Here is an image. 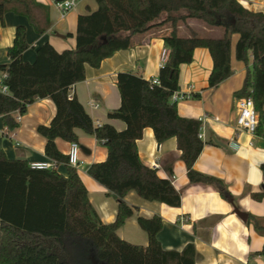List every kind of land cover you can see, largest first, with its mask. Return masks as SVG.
I'll return each mask as SVG.
<instances>
[{
	"label": "trees",
	"instance_id": "16d2710c",
	"mask_svg": "<svg viewBox=\"0 0 264 264\" xmlns=\"http://www.w3.org/2000/svg\"><path fill=\"white\" fill-rule=\"evenodd\" d=\"M95 1V10L78 15L73 50L57 55L45 42L36 47L34 61H26L23 53L30 44L26 26L20 24L7 49L9 62L0 65L7 74L3 83L8 91L0 90V116L7 132L19 126V116L38 98H52L57 110L49 124L37 128L46 137L45 154L54 166L34 168L27 160L8 158L0 149V264H92L91 254L106 264H196L193 243L181 251L162 247L159 215L138 216L140 228L148 235L147 245L130 242L117 233L136 210L125 200L130 190L146 200L172 207L181 204V193L172 179L160 177L155 167L141 159L137 141L146 127L153 129L159 142L175 136L190 181L213 185L223 198H233L222 180L194 169L205 143L199 137L203 121L181 116L172 95L179 90L180 65L192 62L198 47L208 48L212 56L209 87L230 77L234 73L232 37L238 34L235 56L245 64L246 75L235 95L255 100V135L264 138V12L245 8L238 0ZM34 2L0 0V19L14 10L28 16L36 30L43 32L32 13ZM194 19L211 32L190 26ZM180 25L185 26V34H179ZM157 31H163L169 50L158 82L130 71L119 72L121 104L108 116L123 120L126 128L96 124L72 86L85 79L86 65L97 68L115 52L133 47L137 35ZM77 128L93 134L107 148V157L91 163L87 171L116 196L113 222L101 220L77 168L57 147V138L78 142ZM60 163L66 166V174L58 170ZM261 168L264 171V162ZM263 196L264 191L252 193L256 200ZM247 223L264 236V217L250 214ZM259 254L264 256V245Z\"/></svg>",
	"mask_w": 264,
	"mask_h": 264
},
{
	"label": "crops",
	"instance_id": "0c3cea01",
	"mask_svg": "<svg viewBox=\"0 0 264 264\" xmlns=\"http://www.w3.org/2000/svg\"><path fill=\"white\" fill-rule=\"evenodd\" d=\"M238 1L245 8L264 12V0ZM96 8L95 0H79L62 14L55 0H35L31 9L37 25L44 28L43 32L36 30L28 16L9 10L3 20L0 19V65L9 62L7 49L13 43L18 25L26 26V39L30 44L23 53V59L32 62L36 57V47L45 42L57 55L73 50L76 47L78 15ZM189 25L210 31L195 19ZM162 32L137 35L133 47L115 52L97 68L86 65L85 79L76 82L72 91L96 124L109 123L118 130L126 128L123 120L108 116L109 111L121 104L117 75L130 71L146 79L157 78L161 52L167 47ZM185 33V26L180 25L179 34ZM237 39L238 34H234L231 50L234 73L215 87L208 86L213 67L210 50L205 47L194 50L192 62L179 67V91L193 96L177 103L181 116L203 121L201 131L205 143L194 162V169L222 180L233 198H223L213 185L191 182L175 136L159 142L153 129L146 127L142 138L137 141L139 155L144 163L157 169L160 177L172 179L181 193V204L172 207L157 200H146L135 190L128 191L125 200L136 210L118 228L121 238L147 245L148 235L140 228L138 216L159 215L163 226L158 239L166 250L181 251L188 243H193L196 264H264V256L259 254L264 236L236 213L239 209L248 215L264 217V196L261 200L252 197L253 192L264 191V171L261 168L264 138L236 129L239 98L235 92L243 86L246 75L245 64L235 56L233 42L236 44ZM2 73L0 70V76ZM56 111L52 98H38L28 106L26 113L19 116V126L11 132H7L0 116V149L8 158L24 157L30 164L52 162L45 154L46 137L37 128L40 124H49ZM76 133L81 148L78 174L101 220L113 222L118 207L116 196L87 171L91 163L107 157V148L93 134L81 128H77ZM214 137L220 143L215 142ZM56 144L62 153L68 154L70 141L57 138ZM58 170L64 174L67 172L63 163L58 165Z\"/></svg>",
	"mask_w": 264,
	"mask_h": 264
},
{
	"label": "built area",
	"instance_id": "2783aa9c",
	"mask_svg": "<svg viewBox=\"0 0 264 264\" xmlns=\"http://www.w3.org/2000/svg\"><path fill=\"white\" fill-rule=\"evenodd\" d=\"M78 1L79 0H62L55 2L58 8L60 9V11L62 12V14H64L70 9H72ZM168 54H169L168 48L164 47L161 52V59H160L161 65H163L166 62L168 58ZM6 75H7L6 72H3L2 76H0V90L2 92L8 91V87L3 83V79L7 77ZM154 82H158L157 78H154ZM191 96H193L191 93L185 94L177 90L172 95V100L173 101L176 100V102L178 103L179 101L187 99ZM254 101L255 100H253L252 98H239L237 100L238 115L236 119V129L239 131H245L255 135V131L258 125V112L256 111ZM199 137L203 139L204 134L200 132ZM79 151H80L79 143L76 141L70 142V148L67 154L68 163L76 168L81 165V161L79 158ZM31 166L34 168H50L54 166V161L34 162L31 164Z\"/></svg>",
	"mask_w": 264,
	"mask_h": 264
},
{
	"label": "water",
	"instance_id": "95a60500",
	"mask_svg": "<svg viewBox=\"0 0 264 264\" xmlns=\"http://www.w3.org/2000/svg\"><path fill=\"white\" fill-rule=\"evenodd\" d=\"M215 142L220 143V141L214 137L213 138ZM19 160H24V157H18ZM236 213L244 220V221H248V214L244 211H241L239 209H236ZM90 259L92 260V264H106L104 262H99L98 259H96L94 254H91Z\"/></svg>",
	"mask_w": 264,
	"mask_h": 264
},
{
	"label": "rangeland",
	"instance_id": "374dc122",
	"mask_svg": "<svg viewBox=\"0 0 264 264\" xmlns=\"http://www.w3.org/2000/svg\"><path fill=\"white\" fill-rule=\"evenodd\" d=\"M233 45H235V43L233 42ZM81 149V148H80Z\"/></svg>",
	"mask_w": 264,
	"mask_h": 264
}]
</instances>
